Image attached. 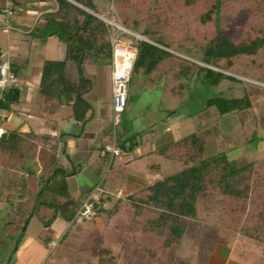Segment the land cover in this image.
<instances>
[{
	"label": "trees",
	"instance_id": "16d2710c",
	"mask_svg": "<svg viewBox=\"0 0 264 264\" xmlns=\"http://www.w3.org/2000/svg\"><path fill=\"white\" fill-rule=\"evenodd\" d=\"M73 1L97 14L106 11L93 0ZM57 2L59 10L51 18L58 21V30L49 33L48 37L55 36L70 44L80 67L87 63L109 65L112 49L106 24L67 0ZM13 3L15 8V0ZM113 7L124 28L147 39L136 43L139 56L133 66L130 93L139 74L146 76L152 84L163 82L165 91L170 94H175L179 83L186 89L184 80L189 81L194 76L211 88L219 87L224 81L242 82L224 72L264 84V0H114ZM223 14L230 18L235 35L218 26ZM214 29L218 30V36L207 41L203 30L212 32ZM3 34L0 23V58ZM12 71L17 76V62L12 63ZM180 76L182 81H174ZM21 96L19 88L5 92L0 111L12 113ZM81 103H84L82 99L75 101L74 116L79 122L86 123L89 109L84 111L80 108ZM61 106L60 100L52 103L47 99L43 113L54 115ZM208 106L215 107L222 116L242 112H249L252 120L256 116L249 96L218 97L210 99ZM242 131L248 144L259 139L256 128L247 123L242 124ZM59 144L60 141L51 136L4 130L0 136V171L4 163L6 169L26 171L28 175L38 177L35 184L31 183L21 191L19 204L33 201L32 217H37L46 230H50L59 218L71 223L65 235L56 240L49 264H66L73 253L86 256L84 261L89 262L87 249H75L76 234L71 230L78 227L73 220L84 201L48 195L50 193L46 196L50 181L27 167L30 161H40L47 172H51V179L57 177L60 173L56 170L59 168ZM119 147L125 153H133L137 144L128 147L119 143ZM205 151L206 141L198 134L184 137L160 148L157 154L166 160L183 162L187 166L185 170L138 189L124 202L119 199L112 210L104 207V193L97 218L107 214L111 220L103 232L97 228L92 230L98 252L91 263L119 264L113 242H110L116 236L125 241L119 243L120 247H129L123 264L133 258L137 259V264H169L172 249L182 243L189 222L202 218L203 208L212 213L231 214L232 220L238 210L236 208L232 213L226 207L227 203L238 205L244 200L247 205L253 204L255 199L260 201V196L264 195V160L234 167L226 153L205 158ZM151 169L159 173L161 167L154 165ZM108 175L104 183L107 181L109 186L116 182L117 186H122L127 171L124 168L111 170ZM101 185L104 190V184ZM213 194H217L222 202L212 201ZM8 202L12 203L11 200ZM18 216L17 207H13L8 215L9 223ZM51 242L55 240L51 238L48 243ZM76 261L80 262V259Z\"/></svg>",
	"mask_w": 264,
	"mask_h": 264
},
{
	"label": "rangeland",
	"instance_id": "374dc122",
	"mask_svg": "<svg viewBox=\"0 0 264 264\" xmlns=\"http://www.w3.org/2000/svg\"><path fill=\"white\" fill-rule=\"evenodd\" d=\"M4 1L0 0V3ZM93 2L95 5H103L106 8L103 13L105 18L114 20L123 27L118 15L113 11L114 0H93ZM218 26L229 32L230 35L236 34L227 14H223ZM56 30H58V25L53 24L47 29L41 28L38 31L39 35L45 37L47 33ZM203 31L207 41L218 36V30L216 29L212 32ZM116 33L117 35L120 34L119 31H116ZM136 38L130 35L121 37L124 41L135 44L140 41H147L142 37ZM67 46L72 47L71 45ZM68 57L70 61L62 63L63 74L66 73V76H72L73 82L79 85L76 88L77 91L74 88L75 93L69 97H72L73 101L83 99L84 103L79 105L84 111L87 108L89 109L86 115L88 131H94L96 134V138L92 140L91 145L92 163L90 164L91 167H88V170H91L94 174V177H92L94 182H100V184H104V187L107 186L108 182L104 183V181L109 176L110 158L103 150H105L106 144H113L115 141L116 144L122 143L128 147L132 143L137 144L138 149L135 153L116 158L114 165L128 163L130 170L141 173L138 176L130 174V182H132V178H139L143 182L140 184L135 183V188L138 186V189L187 168L183 162L166 160L157 152L160 148L192 134H198L206 141L205 158L218 153H226L234 167L264 160V84L224 72L242 82L224 81L219 87L211 88L203 83L201 79H198L197 76H194L189 81L184 80L186 89H182L180 87L181 83H179L175 89V94H170L165 91L163 82L152 84L146 76L139 74L132 84V91L128 98L126 112L122 115L121 124L116 127L112 95L110 99L108 98V79L103 84L94 79L96 92L90 95L93 91L90 79L88 82L84 81L81 67L74 61L73 51H68ZM70 62L74 63L73 67L70 66L72 65ZM69 66L72 68H69ZM17 68V77L22 81H26L27 89L23 96L28 98L29 101L33 95L35 97L36 90L31 89V84L27 80L28 72L20 66H17ZM66 76H63L62 80H66L71 85L72 82L70 80L68 82ZM176 80L182 81L183 79L180 76V79H174V81ZM245 96H249L253 104V110L256 114L254 120H252L249 112L222 116L215 107L209 108L208 106L210 99L218 97L237 99ZM93 98L96 100L94 101ZM94 112H96L95 116ZM244 123L256 128L259 139L254 143H247L246 136L242 131V124ZM101 155H103V159L99 160L98 158ZM106 156L107 159H105ZM154 165H160L161 170L159 173L152 171L151 167ZM33 169L39 176L44 175L50 181L46 196L50 193L48 195L70 197L72 193L77 191V183L74 185L70 183L71 175L68 176V174L60 172L57 177L51 179V172H47L46 166L40 161H34ZM56 170L61 169L57 168ZM111 185L106 188L110 191L109 194L114 195L103 200L104 207L108 210H112L119 199L124 202L127 197V191L125 190L124 193H116L119 187L116 182L113 183L114 186ZM263 196H260V201L253 199V204L246 205L244 200L238 205L227 203L226 207L232 213L236 208L238 210V215L232 220L231 214L227 216L224 215L226 212L212 213L203 208L202 218L199 217L198 220L189 222L182 243L172 249L169 264H211L212 252L224 246L233 251L234 258H241L246 262L255 264H264V203L261 205V202H264ZM211 200L217 203L222 202L217 194H213ZM259 202L260 205H258ZM32 203L33 201L29 202L28 206L26 205L27 207L24 205V211L21 212V216L16 223L7 224L3 220L0 221V242H3V244L4 242L14 243L9 246V249H6V247L4 249L3 246L4 252L9 251L7 264H39L44 256L49 251L51 252V246L53 248V245L48 247L47 242L52 238L57 243L56 240L64 236L69 230L66 231L68 224L62 219H58L50 230H46L37 217H32L34 214ZM110 220L111 217L104 214L99 220L89 221L85 225L80 223L78 227L72 228L71 230L76 234L73 242L74 247L75 249L79 247L87 249L89 262L84 261L86 256L73 253L66 264H92L91 261L94 260V256L98 252L94 242L95 239L92 237V230L97 228L100 232H103ZM57 232H59V235L57 234L59 237L55 235ZM110 242H113L114 253L118 257L119 264H123L125 254L130 252L129 247H120L119 243L125 242L121 237H112ZM77 259H80V262H77ZM127 264H137V259L133 258Z\"/></svg>",
	"mask_w": 264,
	"mask_h": 264
},
{
	"label": "crops",
	"instance_id": "0c3cea01",
	"mask_svg": "<svg viewBox=\"0 0 264 264\" xmlns=\"http://www.w3.org/2000/svg\"><path fill=\"white\" fill-rule=\"evenodd\" d=\"M67 1L90 14L88 11L90 9L77 4L73 0ZM8 5L9 0L1 2L0 12L6 9ZM58 10L59 4L57 0H15L14 15L10 19L13 31H11L10 34H3L4 40L1 44V49L3 55L6 58L10 59L12 63L17 62V66L22 67L28 72L27 80L31 84V89L36 90V95L35 97H33V95L29 101L28 98H24L23 95L27 89L26 81L19 79L23 87L20 102L13 107L12 113H7L9 116L8 120L1 124L0 127H2L3 130L12 132L18 131L21 133H34L37 136H51L52 138L58 139L60 141L58 151L59 169H63V172H66L65 174H68V176L72 173V178L69 179L70 183H73V185L77 183V191L72 193L70 197L76 200L83 199V201H85L94 194L96 188L100 185V182H94L92 179L94 174L91 170H88V167H91L90 164L92 163V140L96 138V134L94 131H88V122L85 124L83 122H79L74 116L73 106L76 100L73 101L72 97L69 96L75 93L74 88H78L79 85L78 83L73 82L72 76L68 74V76H66V73L63 74L62 71V63L65 61H70V58L68 57V51H73V48H70V46L68 47L67 45L70 44L61 42L55 36L48 37V33L45 35V37H43L42 35H39L38 31L41 28L47 29L53 24L58 25V21L51 18V16L58 12ZM98 15L105 18L104 14ZM97 18L102 20L99 17ZM107 28L111 43L110 29L108 26ZM71 64L72 65L70 66L73 67L74 63L72 62ZM70 66L69 68H72ZM69 70L71 71V69ZM81 74L85 79L84 81L88 82L90 79L93 90L91 91L90 95H93L96 92L94 79L98 80V83L101 84L106 82L108 79V98H111L112 59L109 65L87 63L81 67ZM63 76H66L68 82L70 80L72 84L69 85L66 80H62ZM97 96L98 95L96 94V97ZM47 99L52 100V103L56 100H60L62 103V106L59 107L57 113L54 115L43 113L44 104ZM93 100L95 101L96 99L93 98ZM94 113L95 116L96 112ZM93 118L90 119L92 120ZM117 146L119 147V144H117ZM119 148L123 151V155L121 157L133 154L138 149L137 148L133 153H125L121 147ZM102 157L103 155H101L98 159L101 160L103 159ZM105 159H107V156ZM114 161L111 166L109 165V171H116L121 168H124L127 171L125 183L118 187L116 193H124L125 190L127 191L126 194L128 196V194L130 195L137 191L139 187L136 186L135 188V185L137 183L140 184L142 181L139 178H132L133 183L130 182V174L138 176L141 175V173L130 170L128 163L115 166ZM33 165L34 161H30L27 164L30 169L34 170ZM79 167L81 168L78 169ZM37 178V176L28 175L26 171L15 172L12 169H6L4 168L3 163L0 171L1 222L3 220L7 224H12L18 221V218L21 216V212L24 211L25 206H28L29 204V202H23L19 204V195L25 186L28 187L31 185V183L35 184ZM106 187H108V184L104 187V197L109 199L114 194H109L110 191L107 190ZM9 200H11L12 203H9ZM13 207H17L19 216L9 223L8 215ZM96 219L99 220L100 218ZM63 221L67 222L65 220ZM67 224L68 226L66 231L71 228V223L67 222ZM60 228L62 229L63 227ZM57 234L59 235V232H57L55 235ZM52 243L53 242L48 243V247L51 246ZM13 244V242H4V244L3 242H0V264H7L6 262L9 256V251L6 250V252H4L5 250L3 251V246L4 249L5 247L6 249H9V246H12ZM226 247L227 246L221 247L220 249L212 252L211 264H255L253 262H246L241 258H234L233 251ZM51 249H53L52 246ZM50 253L51 252L49 251L48 254L45 255L44 258L39 262V264H49Z\"/></svg>",
	"mask_w": 264,
	"mask_h": 264
},
{
	"label": "built area",
	"instance_id": "2783aa9c",
	"mask_svg": "<svg viewBox=\"0 0 264 264\" xmlns=\"http://www.w3.org/2000/svg\"><path fill=\"white\" fill-rule=\"evenodd\" d=\"M88 11L90 14L101 18L110 29L112 44V98L114 113L116 115L115 126L117 127L121 124L122 115L125 113L127 108L133 66L139 56L138 46L130 41H124L121 37L124 35H130L134 38L141 37L124 29L114 20L99 16L93 10ZM13 15L14 3L13 0H9L8 7L0 13V23L4 34H10V32L13 31L10 21ZM116 31H119L120 34L117 35ZM12 88H19L20 90H23L19 78L12 71V62L2 54L0 58V103L4 99L5 92ZM8 117L7 113L0 111V126L8 120ZM3 132V128L0 127V136ZM104 152L110 158V166L116 158L123 155V151L117 146L116 141L113 144H106ZM104 193L102 185L100 184L96 188L94 194L84 201L80 211L74 218L73 223L78 225L80 223L96 219L98 216V206L102 203ZM52 245L53 248H55L57 243L53 242Z\"/></svg>",
	"mask_w": 264,
	"mask_h": 264
},
{
	"label": "water",
	"instance_id": "95a60500",
	"mask_svg": "<svg viewBox=\"0 0 264 264\" xmlns=\"http://www.w3.org/2000/svg\"><path fill=\"white\" fill-rule=\"evenodd\" d=\"M59 172H63L64 170L63 169H61V170H58Z\"/></svg>",
	"mask_w": 264,
	"mask_h": 264
}]
</instances>
